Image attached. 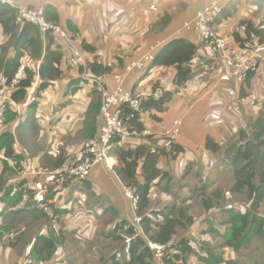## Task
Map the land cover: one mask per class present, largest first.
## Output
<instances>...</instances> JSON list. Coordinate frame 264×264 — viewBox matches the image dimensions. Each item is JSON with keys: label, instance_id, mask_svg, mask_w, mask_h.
Returning <instances> with one entry per match:
<instances>
[{"label": "crops", "instance_id": "obj_1", "mask_svg": "<svg viewBox=\"0 0 264 264\" xmlns=\"http://www.w3.org/2000/svg\"><path fill=\"white\" fill-rule=\"evenodd\" d=\"M22 2L35 8L54 5L60 17L58 23L68 32L70 40L54 38L53 48L60 47L63 53L61 77L51 81L40 95L37 77L25 99L14 100L13 118L7 117L0 123V136L7 134V145L19 157L22 170L10 165L4 158L6 146L0 147V264L41 262L33 250L40 235L58 240L48 264H129L132 261L129 229L139 214L126 195L129 185L124 184L116 171L118 157L110 154L107 160L96 163L84 180H67L62 173V161L69 154L79 153L85 142L95 140L99 134L97 115L102 91L96 88L94 77L102 76L104 87L112 92L118 84L116 75L121 76L123 87L143 100L151 97L157 88L174 92L164 111L143 109L139 122L151 134L128 136L118 144L126 148L148 142L162 146L163 132L173 127L176 120H182L181 133L175 142L176 153L160 150L157 166L162 174L152 182L149 198L153 211L150 214L156 221L162 220L157 212L171 204H175L177 215L183 209L194 219L192 224L183 219L185 225L176 228L174 239L187 237L193 229V234L207 243V247L200 252L201 246L197 244L198 252L190 253L187 263L204 264V258L210 260L212 254L221 253V264H227L228 260L235 264H264L263 237L255 238L239 250L223 247V234L230 227L229 215L223 213V208L230 207L227 205L232 201L230 196L236 195L231 192L233 170L227 165L223 151L239 138L251 118L264 111V102L259 99L264 94V56L259 72L242 87L244 83L237 78V67L227 65L224 59L201 46L197 31L184 28L205 6V0ZM152 4L157 9H152ZM262 11L260 0H230L216 29L237 47V41L243 36L240 25L246 23L257 29ZM176 38L196 45L188 63L192 68L191 78L184 85L178 86L175 82L178 70L174 64H154L153 60L143 69H128L132 60L151 52L156 56ZM14 52L13 39L0 22V61L10 58ZM79 54H86L85 63L69 66L67 58ZM41 62L42 58L28 51L20 70L28 66L37 73ZM4 84L0 65V86ZM155 84L159 86L154 88ZM32 118L33 124H30ZM25 123L29 126H24ZM208 138L222 149L210 150ZM142 167L143 161L137 168L139 181L144 180ZM206 201L211 204L209 208ZM12 229H19L20 236L9 242L4 231ZM142 249L143 245H139L137 254ZM144 261L161 263L155 255L146 256Z\"/></svg>", "mask_w": 264, "mask_h": 264}, {"label": "trees", "instance_id": "obj_2", "mask_svg": "<svg viewBox=\"0 0 264 264\" xmlns=\"http://www.w3.org/2000/svg\"><path fill=\"white\" fill-rule=\"evenodd\" d=\"M57 11L54 5L50 4L45 7L47 18L58 23L60 17ZM15 15L16 10L13 7L0 2V22L5 33L12 37L15 49L14 55L10 58L2 59L0 65L6 85L10 86L15 78H20L19 83L12 92L13 100L19 102L25 99L28 89L35 83L37 77L40 79L37 88L39 95L41 91L49 86L51 81L61 77L60 63L63 53L60 47L53 48L55 35L50 32L43 34L40 28L31 22L17 25ZM248 26L250 29L253 28L249 24ZM257 31L264 37V30ZM195 48L196 45L186 39H172L159 51L153 62L154 64H174L178 70L175 82L178 86H181L191 78L192 68L188 63L194 56ZM28 51H31L32 56L42 58V62L37 73L26 66L23 69L26 72V77H21L20 69L23 66V58ZM211 54L219 57L213 52ZM253 74L255 73H248L242 82L244 83L242 87L245 84H249ZM158 86V84H155L154 88ZM173 94L174 92L172 91L163 90V95L160 99H156L152 94L151 97L143 100L144 111L150 110V108L164 111L167 102L171 100ZM33 106H36L35 102ZM99 112L100 108L98 114ZM7 117L8 120L13 118L11 109L7 111ZM135 119L133 122L139 130H145L143 123L137 121V117ZM6 136L7 134L0 136V147L6 146L5 152L7 154L6 157H8L14 154H12L11 146L7 145L9 141ZM3 140L5 141L3 142ZM120 140L121 137L119 135L112 139L113 145L110 153L116 155L119 159L116 171L120 179L124 184L136 189L138 195L137 211L142 216L141 224L148 240L168 246V253L162 259L164 264H188L187 256L192 252H198L197 244L201 246L200 252H203L206 250L207 243L202 242L201 239L194 235L193 229L190 230L187 237L184 236L178 241H175L174 236L177 232L176 228L185 225L183 219L188 222L191 221V224L194 223V219H190L183 209L177 215L175 204L167 205L163 210L157 212V214L162 216L161 221L154 220L150 214L152 211L150 210V189L152 182L162 174L157 162L160 152H162L160 150H164V148L162 146L156 147L150 142L126 148L118 144ZM207 146L213 152L222 149L218 144L213 143L212 138H208ZM14 157L19 158L17 155H14ZM223 157L227 161V165H230L233 170L234 182L231 186V192H245L247 195L245 204L240 202V206L223 208V213L225 212L229 215L227 222L230 224V227L223 234V247L239 250L249 246L257 237L264 238V111H261L256 118H251L248 127L240 131L239 138L225 147ZM63 161L62 163L64 164L65 160ZM141 161H143V181H139L136 177L137 168ZM206 204L208 208L211 206L207 201ZM130 227L129 230L132 234V242L130 243L132 261H129V264H135L136 262L139 264H150L144 261L146 256L154 255L148 245V240L141 236H135L134 225L132 224ZM57 243L56 237L38 236L33 250L36 258H38L37 260L41 262L30 261L27 264H48V260L57 249ZM139 245H143V249L137 254ZM210 257V260L208 258L203 259L204 264H221L223 262L221 253L220 255L212 254ZM226 263L235 264L231 260L226 261Z\"/></svg>", "mask_w": 264, "mask_h": 264}, {"label": "built area", "instance_id": "obj_3", "mask_svg": "<svg viewBox=\"0 0 264 264\" xmlns=\"http://www.w3.org/2000/svg\"><path fill=\"white\" fill-rule=\"evenodd\" d=\"M207 3L196 14V16L184 24V28L197 31L199 43L201 46L209 49L208 51L218 55L224 59L227 65H235L238 71V80L242 83L248 73H257L260 70V60L264 56V37L257 30H264V0H260L263 4L261 13V21L257 29H250L244 23L240 25V31L243 34L240 41H237V47L232 45L226 37L216 30V22L222 17L224 8L230 0H205ZM0 2L10 5L16 10L15 22L17 25L31 22L36 24L43 34L50 32L55 36L64 37L70 40V35L65 28L59 23L50 21L45 13V7L38 8L28 7L22 0H0ZM152 9L157 6L152 4ZM155 52H151L142 56L139 60H132L128 69H143L147 63L155 59ZM67 63L71 67H79L85 63L83 54L71 56L67 58ZM21 77H26V72H21ZM117 87L114 91H108L102 87V104L100 112L97 115V121L100 124L98 137L87 142L83 149L77 154H69L62 167V173L67 180H84L88 178L96 163L107 160L110 157V149L113 145L112 139L119 135L121 139L128 136L140 135L141 133L151 134L148 130L139 131L134 120L141 121L143 114V98L135 94L132 90L123 87V80L120 75H116ZM20 78H15L11 85H2L0 87V123L7 120V111L16 106V102L12 98V92L19 83ZM93 81L103 84L102 76H95ZM163 95V89L157 88L153 92L156 99H160ZM260 101L264 102V94L260 96ZM18 108V107H17ZM16 108V109H17ZM182 120H176L174 126L163 132L164 143L162 147L171 153H176L175 142L181 133ZM10 165L19 171L21 170L20 160L16 157H5ZM126 195L132 201V207L137 210L138 195L136 189L126 186ZM142 216H136L133 220L135 228V236H145L142 224ZM1 226V222H0ZM7 240H16L18 238V230L12 229L4 231ZM148 240V238H146ZM148 245L154 252V255L163 263V257L168 253V246L148 240Z\"/></svg>", "mask_w": 264, "mask_h": 264}, {"label": "rangeland", "instance_id": "obj_4", "mask_svg": "<svg viewBox=\"0 0 264 264\" xmlns=\"http://www.w3.org/2000/svg\"><path fill=\"white\" fill-rule=\"evenodd\" d=\"M96 82V81H95ZM2 86V85H1ZM0 86V87H1ZM104 85L102 84H100V83H98V82H96V88L97 89H99L100 88V90L102 91V87H103ZM97 92H99L98 90H97ZM98 95V94H97ZM33 118L30 120V124H33ZM35 124H36V122H35ZM24 126H29V123H25L24 124ZM33 132L35 133V136L37 135V130L34 128L33 129ZM33 132L31 131V133H32V135H33ZM91 140H88L87 142H90ZM87 142H85L84 143V145L87 143ZM83 145V146H84ZM82 149H83V147H82ZM22 165H24V163L22 164ZM19 171V170H18ZM223 181V180H222ZM223 183H224V181H223ZM230 200H232V201H230V203H228L227 205H229L230 207H234V206H236V204H239L240 202H245V201H247V195H246V193L245 192H240V193H236V195H232V196H230ZM18 233H19V236H20V230L18 229ZM18 236V237H19ZM18 239V238H17ZM16 239V240H17ZM16 240H12V241H10V240H8L9 242H14V241H16ZM120 250V249H119ZM243 264H245V263H243Z\"/></svg>", "mask_w": 264, "mask_h": 264}]
</instances>
